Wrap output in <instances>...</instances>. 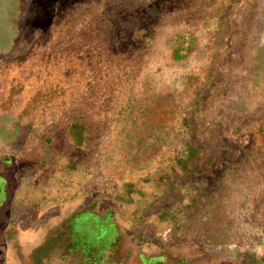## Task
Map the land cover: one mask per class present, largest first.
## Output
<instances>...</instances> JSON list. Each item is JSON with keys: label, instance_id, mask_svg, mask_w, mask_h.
<instances>
[{"label": "rangeland", "instance_id": "obj_1", "mask_svg": "<svg viewBox=\"0 0 264 264\" xmlns=\"http://www.w3.org/2000/svg\"><path fill=\"white\" fill-rule=\"evenodd\" d=\"M0 173V264H264V0H0Z\"/></svg>", "mask_w": 264, "mask_h": 264}, {"label": "crops", "instance_id": "obj_2", "mask_svg": "<svg viewBox=\"0 0 264 264\" xmlns=\"http://www.w3.org/2000/svg\"><path fill=\"white\" fill-rule=\"evenodd\" d=\"M6 178L0 173V194H3L4 198L0 202V215L3 213V209L6 207L9 201V195L7 194V186L6 185ZM17 201L20 202L21 199L16 198ZM11 205V204H10Z\"/></svg>", "mask_w": 264, "mask_h": 264}]
</instances>
